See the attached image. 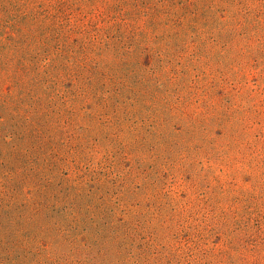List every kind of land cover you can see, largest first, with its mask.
Wrapping results in <instances>:
<instances>
[{"label":"rangeland","instance_id":"obj_1","mask_svg":"<svg viewBox=\"0 0 264 264\" xmlns=\"http://www.w3.org/2000/svg\"><path fill=\"white\" fill-rule=\"evenodd\" d=\"M2 189L0 264H264V0H0Z\"/></svg>","mask_w":264,"mask_h":264},{"label":"trees","instance_id":"obj_2","mask_svg":"<svg viewBox=\"0 0 264 264\" xmlns=\"http://www.w3.org/2000/svg\"><path fill=\"white\" fill-rule=\"evenodd\" d=\"M4 185H5L4 187L8 186V188H9L7 190L8 193H11V192H15L16 191L15 188L10 187V184H4ZM5 191H6L5 189H2V190H0V193H3ZM14 198H16V197L13 194H9V198L7 200L10 203L11 200H13ZM22 205L26 206V209H27V211H26L27 212V215L25 213V216L24 217L22 215L19 217V219L23 220L22 223L20 224L21 227H23V228H24V224L37 225V222H36L37 220L35 221V219H34L35 217H38L39 218V215H42L43 217L46 216L44 214V212H43V209L42 210L40 209L41 207L38 205V202H37V206L36 205L33 206L34 205V201L33 202H30V203L27 202V203H24ZM47 217H48V215H47ZM50 220L51 219L47 220L46 222L50 223L49 222ZM0 224H1V221H0ZM38 225H39V229H42L44 224L41 221L40 223H38ZM40 243L42 245L45 244L44 242H40Z\"/></svg>","mask_w":264,"mask_h":264}]
</instances>
